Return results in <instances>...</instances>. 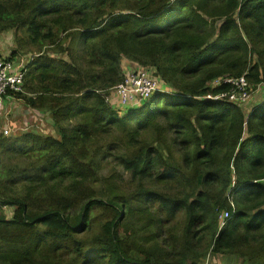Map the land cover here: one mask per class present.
Segmentation results:
<instances>
[{"label":"trees","instance_id":"trees-1","mask_svg":"<svg viewBox=\"0 0 264 264\" xmlns=\"http://www.w3.org/2000/svg\"><path fill=\"white\" fill-rule=\"evenodd\" d=\"M63 7L73 11L64 16ZM52 15L77 46L67 47L69 61L39 53L25 67V80L49 75L61 88L56 98L27 99V107L49 112L57 137L0 135V154L21 160L0 161V207L13 208L10 219L0 216V238L2 230L17 232L4 242L13 248L0 252V264H198L209 248L217 257L237 256L238 264H264V100L245 113L243 105L209 98L228 90L215 84L226 76L245 75L252 88L264 89V0H0V30L25 28L32 44L54 37L43 33ZM124 59L152 67L159 91L119 113L106 99L122 81ZM114 128L122 135L104 155L124 140L115 159L130 176V198L143 199L144 209H132L127 195L104 199L88 189L100 145L84 161L79 144ZM149 128L164 142L147 144L139 134ZM169 147L179 161L170 159ZM35 156L42 157L28 161ZM33 168L40 177L74 180L37 199ZM151 181L176 182L182 196L149 188ZM22 189L26 194L19 195ZM154 203L166 219L179 211L185 216L170 243L159 238ZM97 209L103 221L88 237ZM222 212L228 216L220 225ZM140 220L146 222L140 230L153 227L149 244L139 240V230H126ZM42 241L69 259L33 258L30 250Z\"/></svg>","mask_w":264,"mask_h":264},{"label":"rangeland","instance_id":"rangeland-1","mask_svg":"<svg viewBox=\"0 0 264 264\" xmlns=\"http://www.w3.org/2000/svg\"><path fill=\"white\" fill-rule=\"evenodd\" d=\"M169 3L174 2L168 0ZM176 1V0H175ZM73 10L70 9L69 12L66 10V7H63V14L64 16H67L68 13L71 14ZM68 12V13H67ZM89 14H94L93 11H90ZM206 19L208 21L212 20L213 18H210L206 16ZM65 25L67 24L66 19H64L63 22ZM219 22H217L218 25ZM61 23L57 22V17L52 15L50 17H47L45 19V28L43 29V33H46L47 30L52 32L54 37L52 39L48 40H41L39 43L32 44L31 41L28 39V34L25 31V28H21L20 31L15 32L14 30H0V52L3 54L1 57H10L11 53L13 50H19L18 44L21 47V50L18 51L16 55L9 59L16 65L22 64L19 66L20 68H25L28 63L30 62V59H34L36 56L39 55V53H44L48 54L50 58H55V59H62V60H68L69 57L65 55L66 49L69 46V49H72L73 47L77 46L75 43L70 42V39L67 36V32H64L61 30ZM216 25V26H217ZM208 32H211L209 29V26L206 27ZM17 33V34H16ZM52 42L53 44H51ZM79 44H82L79 42ZM79 49V48H78ZM51 51H55L58 53V56L53 57L51 55ZM128 64H136L139 65L140 67H143L141 64H138L134 61H129L124 59ZM123 61V64L126 63ZM122 64V67H123ZM152 69V67H150ZM126 71L124 70V73ZM28 74V73H27ZM124 75V74H123ZM124 78V77H123ZM122 78V80H123ZM225 78L229 77H221L219 78L220 81H222ZM44 80L41 81V79L38 77L32 78L30 75H26V80L23 86V92L14 95V101L16 100L18 103V115L15 117H12V115H8L7 117L4 116L5 112L3 111L2 116L0 117V128L3 126L4 121H19L16 128L14 126H11V129H7L9 131V135L5 136L8 138V136L11 135H21L27 132L37 134V135H43V136H53L57 137L56 131L54 129V126L52 124V119L50 117L49 112L46 109H35L32 107H27V99L28 97H43L46 99L53 98V97H58V93L62 94L60 92L61 88H58L57 85H55V82L53 81V78H51L49 75H46ZM235 79V78H234ZM113 91V89H112ZM111 91V92H112ZM110 92V93H111ZM251 92H252V97L250 101L255 100V97L257 96L256 93L257 88H252L251 87ZM108 91L107 98L110 95ZM264 100V99H263ZM263 100H261L259 103H261ZM249 101V102H250ZM249 102L244 105L242 102H238V104L243 105V110L246 111L248 110L249 107ZM143 103V101L141 102ZM140 103V104H141ZM257 103L256 105H258ZM112 105L114 108L118 109H124L125 107H121L118 103V100L115 98L112 100ZM255 107V106H254ZM27 114H23L24 110H27ZM14 111V110H13ZM17 119V120H15ZM26 120V125L28 128H25L22 130V121ZM83 121V120H82ZM157 124V123H156ZM152 128V127H151ZM149 128L145 132L140 133L142 139L147 143L151 144L157 140L155 135L152 133V129ZM121 132L118 131L117 129L114 128L113 131L108 132L106 134H93L91 136V140H89L86 143L79 144L81 148V158L85 161L86 159L84 158L85 155H83L86 152V156L89 154V150H93L94 148H97L100 145L98 155L96 158V161H91L92 162V167L95 171V177L93 181L90 183H87L89 191L98 196L102 197L104 199L108 198V196L111 193H118L120 195H127L128 198H130V192H131V181H130V176L128 172H125L122 167L119 165V162L115 159L117 155V151L119 148L121 150H124V147L122 146L124 144V140H118L116 145H111L105 153V147L110 141H115L121 137ZM164 142V141H160ZM167 149V148H166ZM79 150V149H78ZM168 155L170 156V159L179 161L180 160V155L176 152V149H171L169 147L168 149ZM164 152V151H163ZM42 156L38 157L35 156L28 161H31L33 159H38L41 158ZM104 157V161L102 162V165L99 164V160ZM0 161L1 164L3 163L7 166H13L14 164H21V160L16 157L12 153H7V154H0ZM45 161L42 160L40 161V164H44ZM39 165H35L34 167H38ZM32 177L33 182L32 185L35 186V196L37 199L44 198L47 196L49 192L55 189L63 188L67 185L68 181H73L74 178H71V180L68 177H65V182H60L57 179H50L48 177V173L43 172L42 176L40 177L38 172L33 168L32 169ZM109 176H114L115 182L110 183V181L107 179ZM176 183V182H175ZM173 181H168L167 183H159L156 184L155 182L151 181L148 183L149 188L156 189L160 191L163 194H167L170 196H175V197H180L182 196V188L175 184ZM14 190V194L17 195V191L14 188H11ZM5 192L7 193L8 190L5 189ZM26 194V190L22 189L19 191V195H24ZM140 198H130V207L134 210H141L144 209L145 207H148L147 204H145V201ZM151 208L152 212L156 217H158L162 221V226H161V236L159 235V238L163 242L170 243L172 239V234H180L182 225L185 223V216L182 211H179L176 214L175 219H166L162 213V211L159 208V205L157 203H154V205ZM12 212L13 208L10 207H0V216H6L7 219H10L12 217ZM104 211L102 210H95L94 211V219L92 220L90 224V230L87 234L88 237H91L92 235L98 233L100 229V224L103 221V216H104ZM4 216V217H5ZM127 220L130 221L132 218L130 216V212H128V215L126 216ZM125 218V219H126ZM146 222L144 220L137 221V224L135 222L131 223L126 230L127 231H138V238L140 241L146 242L149 244V242L146 240L148 234L152 231L153 227H147L145 229L140 230L142 226H145ZM160 230V227H158ZM3 228H0V230ZM16 232L15 230H2L1 233L4 235V239L0 238V252L6 253L9 249H12L13 246L7 245L4 242L8 240L13 232ZM17 233V232H16ZM21 232V236H22ZM175 238V237H174ZM23 250L26 248L25 246L22 247ZM204 250V248H203ZM205 251V250H204ZM33 258H48L52 262H62L66 261L69 259V255L67 253H63L61 249L56 250L52 252L49 249L48 243L42 241L39 243H36L33 247V249L30 250V252ZM206 256L200 257L197 262L198 264H238L242 260L237 258V256L233 255H223L222 257H217L216 255H213L212 252L210 251V248L206 252ZM241 260V261H240Z\"/></svg>","mask_w":264,"mask_h":264},{"label":"built area","instance_id":"built-area-1","mask_svg":"<svg viewBox=\"0 0 264 264\" xmlns=\"http://www.w3.org/2000/svg\"><path fill=\"white\" fill-rule=\"evenodd\" d=\"M175 1V0H170ZM130 69L123 73V80L110 93L106 99L112 105V100L117 99L121 107L119 113L126 112L129 108L140 104L142 101L150 98L155 92L159 91V84L151 73L150 68L144 69L136 64H131ZM25 68H17L15 63L6 57L0 58V117L4 111L6 99L14 98V95L23 92L25 80ZM215 84L227 85L228 90H224L210 99H219L237 105L238 102L247 104L252 97L251 85L245 75L238 78H225L222 81L215 80ZM258 88V87H256ZM240 105V104H239ZM9 131L2 130V135L7 136ZM264 183V179L262 180ZM228 216L227 212H222L219 215V224L222 225L224 219Z\"/></svg>","mask_w":264,"mask_h":264},{"label":"crops","instance_id":"crops-1","mask_svg":"<svg viewBox=\"0 0 264 264\" xmlns=\"http://www.w3.org/2000/svg\"><path fill=\"white\" fill-rule=\"evenodd\" d=\"M3 54L0 52V56H2ZM126 62V61H125ZM16 65V64H15ZM22 64H19V65H16L17 68H19V66H21ZM24 67V66H23ZM130 64H128L127 62L123 64V73H124V70L127 71L129 70L130 68ZM151 70V73L154 75V69H150ZM257 93L256 95L259 96V97H255V100H251L249 102V107H248V110L246 111V113H249L253 108L254 106H256L257 103H259L261 100L264 99V89H261V88H257ZM14 110V111H13ZM4 116L7 117L8 115H12V117H15V115L17 114L18 115V103L17 101L15 100L14 101V98H11V99H6L5 100V105H4ZM28 112V109L27 110H24L23 111V114H27ZM16 115V116H17ZM17 120V119H15ZM19 121H4L3 122V126L0 128V132L2 131L3 128H6L8 127L9 129H11V126H14L16 128L17 124H18ZM22 127L24 128H28L27 125H26V120H23L22 121Z\"/></svg>","mask_w":264,"mask_h":264},{"label":"clouds","instance_id":"clouds-1","mask_svg":"<svg viewBox=\"0 0 264 264\" xmlns=\"http://www.w3.org/2000/svg\"><path fill=\"white\" fill-rule=\"evenodd\" d=\"M3 129H8V127H6V128H3ZM3 129H2V130H3ZM21 129H22V130H24L25 128H24V127H22ZM0 135H2V131L0 132ZM8 135H9V134H8ZM3 136H4V135H3Z\"/></svg>","mask_w":264,"mask_h":264}]
</instances>
